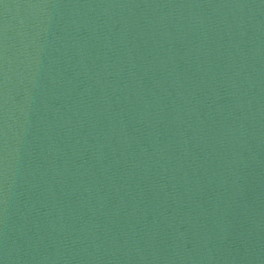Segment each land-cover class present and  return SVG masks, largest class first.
I'll use <instances>...</instances> for the list:
<instances>
[{"label": "water", "instance_id": "1", "mask_svg": "<svg viewBox=\"0 0 264 264\" xmlns=\"http://www.w3.org/2000/svg\"><path fill=\"white\" fill-rule=\"evenodd\" d=\"M0 264H264V0H0Z\"/></svg>", "mask_w": 264, "mask_h": 264}]
</instances>
